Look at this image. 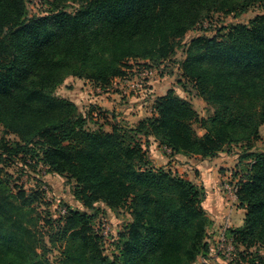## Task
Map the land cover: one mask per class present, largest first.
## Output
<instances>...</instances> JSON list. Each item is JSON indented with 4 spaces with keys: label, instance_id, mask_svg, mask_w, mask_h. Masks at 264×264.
I'll list each match as a JSON object with an SVG mask.
<instances>
[{
    "label": "trees",
    "instance_id": "obj_1",
    "mask_svg": "<svg viewBox=\"0 0 264 264\" xmlns=\"http://www.w3.org/2000/svg\"><path fill=\"white\" fill-rule=\"evenodd\" d=\"M49 2L55 6L49 13L29 16L26 0H0V126L18 138L12 146L3 139L1 156L24 161L32 152L49 171L75 181L74 197L85 207L102 202L116 208L128 201L133 223L119 264H192L208 251L202 222L204 235L212 222L202 207L205 192L169 169L154 167L148 137L172 154L201 158L244 142L237 164L245 165L232 178L236 206L246 213L243 225L228 233L235 250L240 244L264 251V151L253 150L264 125V13L183 42L195 27L206 30L202 24L211 21L209 13L237 15L252 5L264 6V0ZM68 3L78 7L69 12ZM179 41L181 60L175 59ZM139 60L148 62L139 65ZM167 61L171 67L178 64L183 87H192L213 107L208 127L172 89L155 99V115L133 127L115 124L109 132L87 128L90 112L83 115L69 99L54 94L69 77L105 89L134 66L161 74ZM194 124L204 129L202 135ZM25 196L18 191L0 197V248L8 240L18 246L24 239L37 241L22 223L23 205L35 200ZM85 218L77 212L65 216L62 264H106L84 232ZM0 264H5L2 258ZM247 264L264 260L255 254Z\"/></svg>",
    "mask_w": 264,
    "mask_h": 264
},
{
    "label": "rangeland",
    "instance_id": "obj_2",
    "mask_svg": "<svg viewBox=\"0 0 264 264\" xmlns=\"http://www.w3.org/2000/svg\"><path fill=\"white\" fill-rule=\"evenodd\" d=\"M49 1L50 0H26L28 15L41 16L49 13L55 7ZM64 7L67 11L73 12L78 5L76 3H68ZM263 13L264 6L259 5H252L244 12L237 15L211 12L208 14L209 17L207 18L211 21H208V25H205L207 29L199 30L195 27L192 31H189L186 34L183 42L184 44L188 43L196 35L210 37L216 33L218 28L223 29L236 23L247 24L248 21L256 15ZM184 44L182 41L178 42L175 59L179 60L182 58L181 50ZM171 61L173 62V60ZM143 63L146 62H138L139 65ZM168 64V61L164 62L162 65L165 67L160 68V70L162 72L169 71L167 67L170 66H168ZM142 68L146 67H141L140 69ZM136 70L137 66H134L126 79L132 80ZM154 71L155 74H159L158 71L157 73L156 70ZM155 76L156 75H153L146 80L145 88L147 87L148 82L153 80ZM121 89L123 91L126 88ZM130 90L131 88L126 89V91ZM132 92L133 91L130 93ZM54 94L69 98V82L56 87ZM120 94L123 98L126 96V93L124 94L122 92ZM124 104H126L127 107L133 106L130 103H123L120 105ZM200 108L201 107H199L200 115L205 121V125L208 127L210 125L208 119L212 116L214 109L211 105L209 106L207 104L202 109ZM132 109L134 110L135 108L132 107ZM101 121L103 122V120ZM105 121L109 122L107 120ZM95 122V120L88 117L87 128L95 129ZM194 128L197 132L201 133L204 130L198 124H194ZM3 139L11 146L13 142H18V138L15 135L4 133L2 126H0V145L5 143L3 142ZM244 146H246L244 142L232 144L229 148L226 146L225 150L222 152H225L228 157H233L236 154H240V150L244 148ZM30 147L33 148L32 145H30ZM36 149L38 150L39 148L36 147ZM253 150L259 152L264 151V129L262 130L259 139L253 144ZM1 155L0 148V197L9 193L15 195L18 191L25 193V197L28 195L34 196L35 200L31 205H23L21 219L26 227L34 231L35 238L37 239V241L34 240L35 242L24 239V243L20 246L16 245L14 240H8L9 242L0 248V258L5 261V264H38L40 260L47 261L46 264H62L61 261L64 259L63 251L65 249V241L60 239L61 229L64 225L65 216L72 212L86 215L82 227L85 234L96 242L95 252L98 260L103 259L106 264L120 263V251L123 247V242L127 237L130 225L133 223L131 210L128 208V201L122 206L116 208L108 207L102 202H96L91 207H85L80 200H77L74 197V191L77 187L75 181L69 176L59 175L49 171L47 167L40 163L39 158H37L32 152L24 158V161L19 158L20 156L2 157ZM228 163L229 162H227V164ZM244 165L245 162H242V164H235L233 167L232 165L229 167H221L218 172L220 174L218 186L221 185L225 177L231 180L232 184H234L235 180L232 178V174L239 171V177ZM209 179L212 180V178ZM192 183L198 187L199 191L204 190L200 184ZM18 204L21 203L18 202ZM202 223V240L203 242H206L209 247L210 241L208 239V233L211 226L207 228L206 235H204L206 223L204 221ZM202 240L200 243H202ZM256 247H253L250 250H244V247L238 244L236 250L240 255H238L239 260L234 263L223 262L221 264H247L248 258L255 254L258 255V257H262L264 260V251ZM200 256L201 255H198L196 260Z\"/></svg>",
    "mask_w": 264,
    "mask_h": 264
},
{
    "label": "crops",
    "instance_id": "obj_3",
    "mask_svg": "<svg viewBox=\"0 0 264 264\" xmlns=\"http://www.w3.org/2000/svg\"><path fill=\"white\" fill-rule=\"evenodd\" d=\"M181 54L183 58V53L181 52ZM142 61L148 62L147 60H141L137 61V63ZM130 63L132 62L130 61ZM167 68L169 71L156 74L154 79L148 82L146 88L144 86V89H131L130 91H126V89L132 88L130 86L131 82L119 81L118 78H114L111 81V85L107 88L101 89L88 80L69 77L63 82V84L69 82V98L61 97L73 102L83 115L90 112L88 117L96 121L94 123L96 127H101L106 132L111 131L112 126L115 124L122 123L133 127L139 121L155 115L153 108L155 99L166 94L170 89L174 90L175 94L180 98L189 101L199 117H202L199 107L202 109L206 104L202 98L196 95L192 87H187L186 89L183 87L184 79L181 76L178 64ZM121 88L126 89L122 91ZM131 91L133 92L130 93ZM122 92L126 93L124 98L120 94ZM123 103H130L135 109L133 110L131 106L127 107L126 104L120 105ZM263 129L264 125H261L259 127L260 135ZM197 133L202 135L204 130L202 133ZM147 155L154 167L169 169L181 177L200 184L204 188L205 198L202 202V207L212 222L209 232L224 223L230 205L228 194L220 185L218 186L220 181L218 172L221 167H229L230 165L233 167L237 164L239 154L228 157L225 152H220L213 158L172 154L170 149L159 145L158 141L150 136L148 137ZM227 162L229 163L227 164ZM209 178H212V180ZM245 213V209L235 205L229 214V227L232 229L241 227Z\"/></svg>",
    "mask_w": 264,
    "mask_h": 264
},
{
    "label": "built area",
    "instance_id": "obj_4",
    "mask_svg": "<svg viewBox=\"0 0 264 264\" xmlns=\"http://www.w3.org/2000/svg\"><path fill=\"white\" fill-rule=\"evenodd\" d=\"M208 25L207 22L202 24L203 29H207L205 25ZM137 68L133 80L126 78L119 79V81L131 82V89H144L146 85V80L151 76L156 75L154 69L150 68ZM221 188L226 191L229 197V212L225 217L224 223L208 233V239L210 241L208 251L205 255L198 257L195 263L193 264H221L225 262L234 263L237 260L236 250L233 243L232 237L229 235V214L231 209L236 205V187L235 184H232L231 180L227 177L224 178L221 183Z\"/></svg>",
    "mask_w": 264,
    "mask_h": 264
}]
</instances>
